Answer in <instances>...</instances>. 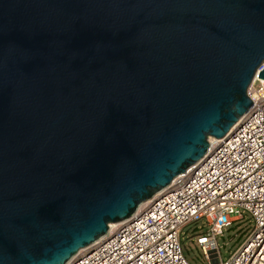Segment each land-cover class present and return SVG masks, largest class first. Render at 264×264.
<instances>
[{
  "label": "water",
  "instance_id": "1",
  "mask_svg": "<svg viewBox=\"0 0 264 264\" xmlns=\"http://www.w3.org/2000/svg\"><path fill=\"white\" fill-rule=\"evenodd\" d=\"M255 76L264 0H0V264H65L127 220Z\"/></svg>",
  "mask_w": 264,
  "mask_h": 264
},
{
  "label": "built area",
  "instance_id": "2",
  "mask_svg": "<svg viewBox=\"0 0 264 264\" xmlns=\"http://www.w3.org/2000/svg\"><path fill=\"white\" fill-rule=\"evenodd\" d=\"M254 79L262 89L232 131L65 264H197L184 255L185 238L202 264H264V82ZM231 229L236 248L223 259L219 240Z\"/></svg>",
  "mask_w": 264,
  "mask_h": 264
},
{
  "label": "rangeland",
  "instance_id": "3",
  "mask_svg": "<svg viewBox=\"0 0 264 264\" xmlns=\"http://www.w3.org/2000/svg\"><path fill=\"white\" fill-rule=\"evenodd\" d=\"M187 230V228H185ZM236 229H231L225 232L224 238H220L219 245L221 248V255L223 259H226L229 256V251H232L236 248L235 240L237 236L235 235ZM182 246L184 247V255L188 260L192 263L202 264L204 260L198 252V250L193 247V244L190 240L186 239L182 242Z\"/></svg>",
  "mask_w": 264,
  "mask_h": 264
},
{
  "label": "bare ground",
  "instance_id": "4",
  "mask_svg": "<svg viewBox=\"0 0 264 264\" xmlns=\"http://www.w3.org/2000/svg\"><path fill=\"white\" fill-rule=\"evenodd\" d=\"M235 126V125H234ZM234 126H232L231 128H230V130L232 131V129H233V127ZM215 139H217V138H214V137H209V141H214ZM192 166V165H191ZM146 202H143L142 204H140L139 206H138V208H137V210H139L144 204H145ZM118 224H116V223H110V229L111 228H113V227H115V226H117ZM109 230H108V232H107V234L106 235H108L109 234ZM80 250V249H79ZM81 251V250H80Z\"/></svg>",
  "mask_w": 264,
  "mask_h": 264
}]
</instances>
